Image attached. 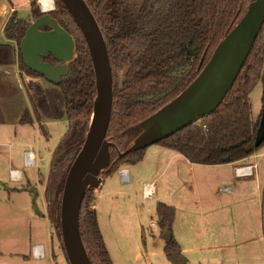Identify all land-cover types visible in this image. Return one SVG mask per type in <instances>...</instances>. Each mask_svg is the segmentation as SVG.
I'll list each match as a JSON object with an SVG mask.
<instances>
[{
	"label": "trees",
	"instance_id": "trees-1",
	"mask_svg": "<svg viewBox=\"0 0 264 264\" xmlns=\"http://www.w3.org/2000/svg\"><path fill=\"white\" fill-rule=\"evenodd\" d=\"M85 1L100 25L113 70L114 100L107 140L125 152L141 132L138 124L171 102L195 80L201 71V62L204 68L220 41L253 0ZM56 6L49 15L73 38L74 58L70 62L57 61L53 56L41 59L52 66L66 65L68 69L56 85L65 98L66 116L74 122L63 144L67 152L70 148L76 150L68 165L69 171L89 130L96 84L89 49L80 29L59 0ZM42 16L44 14L33 0L31 19L24 21L13 16L5 26L9 38L18 44L22 68L38 77L43 76L27 68L20 47L28 28ZM15 53L12 46L0 44V64L13 62ZM121 70L124 73L120 86ZM259 82L264 83V26L220 107L158 145L199 165H226L251 157L263 146L255 144L260 122L252 119L250 101V94ZM21 123L32 124L33 120L26 113ZM147 150L119 157L112 148L111 163L101 177L112 176L126 164L137 165L143 161ZM95 193L90 190L82 205V238L93 264H113L99 226L98 213L89 206ZM60 209L61 206L57 215L59 231ZM157 213L165 237L166 231H171L175 208L159 203ZM59 236L62 238L61 233ZM164 251L169 258L172 254H180L174 238L166 242Z\"/></svg>",
	"mask_w": 264,
	"mask_h": 264
},
{
	"label": "rangeland",
	"instance_id": "rangeland-1",
	"mask_svg": "<svg viewBox=\"0 0 264 264\" xmlns=\"http://www.w3.org/2000/svg\"><path fill=\"white\" fill-rule=\"evenodd\" d=\"M18 16L26 19L28 15L22 10ZM5 38L1 29L0 40L6 41ZM123 73L121 70L119 74L120 86ZM40 84L38 90L27 92L24 88L25 106L29 108L34 124L23 125L18 139L9 135L0 140V181L6 185L0 184V264H36L32 259L25 262L15 252L20 250L27 254L31 236L38 233L49 237L47 257L39 264H70L57 229V215L67 168L76 151L70 148L67 152L63 146L74 122L66 116L61 89L46 80ZM250 101L252 119L258 123L264 107V83L257 84L250 94ZM30 147L36 154V166L25 168L24 151ZM155 147L158 146L148 148L145 164L138 166V170L134 172L130 168L133 175L136 171L140 174L141 185L134 187L131 183L122 182L117 171L112 177L105 178L102 191L106 199L103 198L99 211L101 220L105 222L110 215L108 209L113 203L116 225L124 222L119 227L127 240V257L135 260L132 264H175L172 257L165 254L166 240L159 224L152 231L149 229L150 222L159 223L157 207L165 202H170L169 205L176 209L171 233L179 246L180 256L187 264H264V156L260 157L264 153V144L255 153V158L237 164H258L253 175L244 178L236 177L233 167L228 164L196 165L192 172L181 164V173L177 175V167L173 163L167 174L155 179L163 168L161 162L157 163L154 157H150L157 150ZM11 169L22 170L24 180L13 182ZM146 180L155 181L156 194L144 201L142 185ZM28 183L40 193L37 206L46 221L36 218L40 215L33 203L34 196L30 200L29 194H10V191ZM229 187L231 191L225 192L224 188ZM110 191L113 195L109 196ZM113 197L117 200L113 201ZM97 200L92 198L89 206L94 207ZM30 202L33 210L30 207L26 210L25 204ZM117 207L121 208L119 214ZM128 219L130 227L126 223ZM119 253L124 254L122 251Z\"/></svg>",
	"mask_w": 264,
	"mask_h": 264
},
{
	"label": "water",
	"instance_id": "water-1",
	"mask_svg": "<svg viewBox=\"0 0 264 264\" xmlns=\"http://www.w3.org/2000/svg\"><path fill=\"white\" fill-rule=\"evenodd\" d=\"M80 29L89 49L96 84L93 115L85 142L68 171L60 209V233L70 264H93L81 233V210L87 193L99 190L103 184L101 174L111 163V149L119 157L138 152L168 139L180 130L213 114L222 104L248 60L264 26V0L251 1L244 15L215 48L209 61L195 80L171 102L138 124L140 134L125 152L107 140L111 121L114 80L109 50L93 12L85 0H59ZM44 27L52 28L49 31ZM24 62L31 71L56 84L66 74V65L52 66L41 57L53 56L57 61L70 62L74 58L75 43L49 14L37 19L26 31L21 41ZM255 144H264V107L256 133ZM0 184L6 186L0 181ZM23 191V189H14ZM33 203L38 214L44 216L37 206L38 193ZM173 235L165 233L170 243ZM175 264H184L183 258L172 254Z\"/></svg>",
	"mask_w": 264,
	"mask_h": 264
},
{
	"label": "crops",
	"instance_id": "crops-1",
	"mask_svg": "<svg viewBox=\"0 0 264 264\" xmlns=\"http://www.w3.org/2000/svg\"><path fill=\"white\" fill-rule=\"evenodd\" d=\"M32 1L33 0H0V30L2 29L3 34H5V37H6L5 38L6 41L0 40V44L12 46L16 50L15 60L13 62L7 63V64H0V140H1V138L8 137L9 135H11L14 139H18L19 138L18 132L20 129H22V127L24 125L21 123V120L24 118V115L26 113H28L31 116V113H29V110H27L29 108L27 106H25L26 104L24 102L25 101L24 88L27 89V92L33 91L35 89L38 90V86L41 87L40 83L42 81L46 80V82H48L47 79H45L44 77H38V76L31 75L30 73L26 72L22 68L21 62H20V59L18 56V52H17L18 44H17L16 40L9 38V36L7 35V33L5 31V26L8 23V21L10 20V18L13 16H16V18L19 19L18 15L21 13L22 10L28 16L26 19H21V18L20 19L24 20V21L31 19V17H32ZM36 2H37V0H36ZM31 119L33 120L32 116H31ZM32 124H34V120H33ZM155 146H158V147H155V148H157V150L153 151L151 153L150 157H154L155 160L157 161V163L161 162L163 164V168H162L160 174L156 175L155 179H159V178L161 179V177H163L165 174H167L168 170L173 166V163L177 167V170H176L177 175H180V173H181V167H180L181 164L186 165L187 168H189L191 170V172L194 171V168L196 165H199V164L191 163L182 154H179V153H177V152H175L169 148L162 147L158 144H156ZM29 149H32V148L30 147ZM29 149H27V150H29ZM27 150H25V151H27ZM25 151H24V155H25ZM148 152H149V149L147 150L143 161L138 163L137 165L132 166V167L122 166L119 169V178L121 181H122V178L120 176V171L123 169H126L129 172V177H130L129 183H131V185H133L134 187L137 185L138 186L141 185V178L138 177V176H140V174L136 171V173H135L136 175H133L131 169H134V172H135V170H138V166L145 164ZM34 153H35V151H34ZM261 155H260V157H263L264 153ZM35 156H36V154H35ZM255 157H256V155L254 154L251 157H249V158H247L241 162H248L251 160V158H255ZM165 161H166V163H165ZM241 162L228 164V166L233 167V174L236 177H240L236 174V169L239 166L244 167L247 165H252V164L237 165L238 163H241ZM13 163H15V161H13ZM257 166H258V164L256 163V168H257ZM112 176H110V177H112ZM110 177H108V178H110ZM244 177H250V176H244ZM23 180H24V178H23ZM151 183H154L156 185L154 180L153 181L146 180L142 185V190L144 191V185L145 184H151ZM105 184H106V180L104 178L102 186L100 187L99 190H96L95 200H97V197L99 198V200H97L96 204L94 205V208L96 209V211L98 213V221H99V226H100L102 235L104 237L108 251L111 255L113 264H132L135 260H129L130 258L127 257L128 254L126 253V249H125V241H127V240L125 238V235H123L124 232L121 228L122 227L121 225H123L124 222L116 225V223L114 221V214L116 215V212H115V208L113 206V203L111 204V206L108 209V212L110 213V215L105 219V222H102V220H101L99 211L101 210V207H102V202H103V198H104L102 196V191H103ZM29 188H33L38 193V197L40 196V193L38 192V190L35 187H33L31 183H28V185H25V186H20L18 188V189H23V191L13 190V191H10L11 192L10 194H12V195L18 194L16 196H19L22 194H29L30 200H31L33 194L26 191V189H29ZM143 191H142V198H143ZM230 191H231V188H230ZM225 192H229V191H225ZM97 194H98V196H97ZM110 195H113V191L109 192V196ZM104 199H106V197ZM112 200L116 201L117 198L113 197ZM169 203L170 202H165L166 205H169ZM169 206H172V205L170 204ZM29 207L31 210H33L31 202L29 205L25 204L26 210ZM117 208H118L117 214H119L121 211L120 210L121 208L120 207H117ZM36 218H38L39 220L42 219V220L46 221L45 216L40 215V217H36ZM129 220L130 219H128L126 221V223L130 227V221ZM49 221L51 222L50 216H49ZM51 225L54 229V235L56 236V238H58L56 233H55V227H54L52 222H51ZM119 225L121 227H119ZM135 232H136V230H135ZM48 238H49L48 236H46V237L40 236V233L36 234L35 237L31 236L29 247H28L29 248L28 253L26 254V253L18 250L17 252H15V255L18 257H22L25 260V262H29L30 259H32L35 262H37L36 264H39L41 260L37 261L33 257L34 247L41 245L43 247L44 253H45L44 259H46V257H47L46 256V250H47L46 243L49 240ZM60 240L62 242V238H60ZM52 245H53V242H52ZM62 246H63V242H62ZM119 251H122L124 254L123 255L120 254ZM180 255H181V252H180L179 256ZM54 259L56 260V258H54ZM183 262H184V264H187V262L184 259H183Z\"/></svg>",
	"mask_w": 264,
	"mask_h": 264
},
{
	"label": "built area",
	"instance_id": "built-area-1",
	"mask_svg": "<svg viewBox=\"0 0 264 264\" xmlns=\"http://www.w3.org/2000/svg\"><path fill=\"white\" fill-rule=\"evenodd\" d=\"M37 6L40 9L41 13L49 14L56 10V0H37ZM262 156V155H261ZM24 165L25 168H31L36 165V156L32 149L25 151L24 155ZM256 169V164L247 165L241 168L236 169V174L240 177L251 176L253 175L254 170ZM240 170L241 172H237ZM120 176L122 181L125 183L130 182L129 172L126 169L120 171ZM10 178L13 182H20L24 178V173L22 170L11 169L10 170ZM156 185L154 183L145 184L143 191V200L147 201L154 197L156 193ZM224 191H229L230 188H224ZM158 227V223L152 221L149 223V229L152 231L153 229ZM33 257L35 260L40 261L45 258L44 249L41 245L34 247Z\"/></svg>",
	"mask_w": 264,
	"mask_h": 264
},
{
	"label": "bare ground",
	"instance_id": "bare-ground-1",
	"mask_svg": "<svg viewBox=\"0 0 264 264\" xmlns=\"http://www.w3.org/2000/svg\"><path fill=\"white\" fill-rule=\"evenodd\" d=\"M237 172H241L240 170H237Z\"/></svg>",
	"mask_w": 264,
	"mask_h": 264
}]
</instances>
